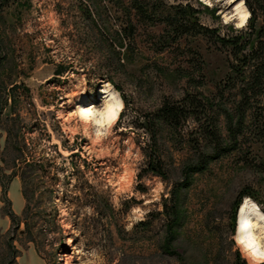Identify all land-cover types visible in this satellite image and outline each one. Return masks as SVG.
<instances>
[{"label": "rangeland", "instance_id": "1", "mask_svg": "<svg viewBox=\"0 0 264 264\" xmlns=\"http://www.w3.org/2000/svg\"><path fill=\"white\" fill-rule=\"evenodd\" d=\"M96 2L99 25L91 30L82 7L90 6L88 0H0V84L28 88V99L16 106L25 126L18 138H26L43 166L35 176L26 234L24 223L17 230L6 214L0 187V264H235V251L246 264H261L237 242L241 206L249 198L236 210L234 204L257 177L236 165L235 157L191 177L180 192L178 239L165 249L163 204L193 157L187 142L193 125L141 127L163 101L177 102L185 91L211 99L228 73V51L203 36L165 43L163 23L150 24L133 12L134 43L129 54L118 49L120 68L98 31L114 35L124 16L115 0ZM158 2L161 14L165 6L191 4L200 23L221 35L230 23L243 27H237L232 0ZM110 89L123 109L112 127L99 131L81 119L80 107L104 110ZM5 138L0 129V167ZM253 151L264 157L262 147ZM150 157L160 161L163 177L147 171ZM7 198L9 209L21 216L25 200L18 178L9 183ZM260 240L264 244V235ZM9 242L14 262L7 257Z\"/></svg>", "mask_w": 264, "mask_h": 264}, {"label": "trees", "instance_id": "2", "mask_svg": "<svg viewBox=\"0 0 264 264\" xmlns=\"http://www.w3.org/2000/svg\"><path fill=\"white\" fill-rule=\"evenodd\" d=\"M90 6L82 5L83 14L91 30L98 28V20L93 11L99 5L96 0H88ZM160 1V0H159ZM250 15L241 28L227 25V34L221 35L218 28H208L199 21V10L191 4L180 3L165 6L166 14L159 11L158 0H115L112 4L120 7L124 16L122 28L110 35L99 28V35L111 49L113 62L122 67L120 49L129 54L134 43L136 25L132 14L142 17L150 24H164L163 41L175 43L183 36H203L228 51L230 61L228 73L217 86L213 97L207 98L197 91H185L177 102L163 101L157 111L147 117L145 126L151 128L162 124L176 130L182 125L192 123L190 137L187 142L193 151V157L182 166L183 178L174 183L170 190V198L164 202L162 215L165 217L163 246L170 249L172 242L178 239L182 225L180 215V192L190 185L195 174L207 172L211 163L226 157H235L236 165L250 170L257 178L251 185L244 186L237 195L234 209L239 207L241 199L253 200L264 214V157L254 154V146L264 150V0H243ZM158 5V6H157ZM94 10H93V9ZM92 9V10H91ZM214 10L211 9V12ZM119 49V50H118ZM58 76L59 74H55ZM22 90L21 93L18 90ZM23 98L28 99V88L23 84H0V129L6 133L0 167L1 199L6 205V214L18 230L21 223L26 234L29 228L31 200L36 191L35 176L42 171V159H36L26 138H18L25 126L16 106ZM9 106V114H4ZM223 118L225 134L220 129L219 119ZM38 122V120H37ZM36 122V123H37ZM38 122L37 124H39ZM150 124L152 125L151 128ZM46 160V159H44ZM52 163V162H51ZM47 160V165L52 164ZM9 171L8 175L5 171ZM147 171L163 177L160 161L150 157ZM18 178L21 184V195L25 206L21 216H16L10 209L7 189L12 179ZM144 224V223H142ZM232 232L234 227L231 228ZM8 260L14 262L15 251L12 243L7 245ZM235 264H246L239 251H235ZM9 262V263H10ZM261 264H264L262 262Z\"/></svg>", "mask_w": 264, "mask_h": 264}, {"label": "bare ground", "instance_id": "3", "mask_svg": "<svg viewBox=\"0 0 264 264\" xmlns=\"http://www.w3.org/2000/svg\"><path fill=\"white\" fill-rule=\"evenodd\" d=\"M207 1L209 0H201ZM232 3L235 5V12L238 18V25L244 26L249 17L248 9L246 8L243 1L232 0ZM241 17H244L241 21ZM114 90H108L106 96L104 97V102L106 104L104 110H97L96 107L82 106L80 107V117L82 120L86 121L88 124L92 123L95 127L101 131L103 128L112 127L115 122H117L122 109L118 107L122 101L119 94ZM115 97V99H113ZM88 102L91 100L87 97ZM85 104V102L83 103ZM109 105L112 106V111H108ZM103 113V115H100ZM99 121V123H98ZM237 242L250 257L255 260H260L264 262V259H259V254L261 251H264L263 241L260 240V236L264 235V215L260 212L258 207L253 204L249 199L241 206L239 224L237 228ZM243 240L244 243L240 244L239 241ZM71 240L68 239L67 244L69 245Z\"/></svg>", "mask_w": 264, "mask_h": 264}, {"label": "clouds", "instance_id": "4", "mask_svg": "<svg viewBox=\"0 0 264 264\" xmlns=\"http://www.w3.org/2000/svg\"><path fill=\"white\" fill-rule=\"evenodd\" d=\"M248 15H250V13H248ZM243 19H244V17H241V21H243ZM239 26H240V25H237V27H239ZM117 95H118V94H117ZM113 99H115V97H113ZM118 107L122 109V107H123V102H122V101L120 102V104L118 105ZM108 111H109V112L112 111V106H111V105H109V107H108ZM100 115H103V113H100ZM98 123H99V121H98ZM239 243H240V244H243L244 241H243V240H240ZM259 259H264V251H261V252H260V254H259Z\"/></svg>", "mask_w": 264, "mask_h": 264}]
</instances>
